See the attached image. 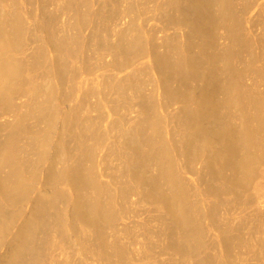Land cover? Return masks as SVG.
Listing matches in <instances>:
<instances>
[{"label": "bare ground", "instance_id": "obj_1", "mask_svg": "<svg viewBox=\"0 0 264 264\" xmlns=\"http://www.w3.org/2000/svg\"><path fill=\"white\" fill-rule=\"evenodd\" d=\"M53 1L54 0H23L24 3L22 5L20 3L21 0H12L10 3L6 0H0V114L1 116H5L6 114L12 117L14 116V121H4V119L0 121V249H2V245H6L8 242L6 236L10 234L8 233L9 225L11 226L9 230L13 228V225H11L12 223L9 222L13 220L17 221V218L15 219L17 214H20L18 217H21L20 211L17 210L22 208L20 206L22 203L23 205L24 202L28 203L27 200H29L28 198L30 197L28 195L30 193L29 191H31L34 186V181L38 179L41 173L37 171V177L35 172L31 175L29 171L30 174H27L30 169L27 168V161H24V159H22L23 157H19L21 152L25 150L24 147L20 150L18 146L19 141H21V138H27L26 140L29 139V142L27 141V146H25H30L28 151L31 150L30 148L33 150L35 146L38 147V150L41 149L37 152L39 153L38 156L34 151H29V153L32 152L31 154L34 153L35 156H37L34 171L40 168L39 165L41 163L47 161L46 158L50 154L53 155L51 163L49 161L51 167H48L50 169L46 170L47 172H45L44 175L46 180L44 179V184H41L43 185V190L44 188L48 190L49 187L55 188V185L58 186L56 183L62 185L67 184L66 186L72 185L73 187L71 188L76 190L75 192H77L78 195L75 197H78L82 206L87 205L85 208H88L90 211V216H88V212H86V216L77 215L79 217H77L79 222H81L80 225L88 230H95L99 235L101 233V236L104 235L106 233L105 231L108 229L112 230L113 236L116 238L115 241L111 238L114 241H112L113 245H110V243L106 244L107 242L104 243V241H101V238L98 245L94 247L96 251H98L97 254L93 252L95 249L89 252L92 248H89L90 250L88 251L84 248L87 244L79 242L84 248L85 253L87 250L93 257H97L95 262L98 260V264H131L130 262L133 260L130 259L132 252H129L127 246V248L124 247L125 243L123 245L118 240L117 234L119 233L117 226L120 227V225H118L119 221L117 223V215L120 216V212L125 215L126 213H123L125 211L128 213L129 210L126 208V203L131 202L130 199H133L131 198L132 196L137 197V202L139 204L148 206L149 209L152 208L153 212L157 213V217L154 215L155 213L152 214L162 227L160 228V232L162 229L160 235H163V237L165 236L167 240L164 249L173 257L171 264H214L215 260L212 255L213 253H208L209 248L205 246L204 241L205 237L208 236L206 234L207 230L209 231L208 233H210V231L214 230L213 227L219 232H217L218 237L221 235L222 238L218 239L220 240L219 245L221 251V256H219L220 259H218L220 261L222 259L223 264L231 263L234 259L233 250L235 246L236 248H243V243H246V241L244 242L243 234L238 233V230L236 231V235L238 236L236 237V235H234V228L229 222L227 225L225 223L223 224L224 226H221L222 223L221 225L217 224V219L214 217L220 214L219 212L223 204L226 205L228 203H224L225 198H227L226 200H228V198H234L235 201H237V204L236 202L235 204L238 205L239 203V206H244V203H246L242 197H246V201L248 202L250 200L251 203L252 196L255 193L254 190H256V181L261 177L260 175L263 172L262 168L264 167V96L261 99H259L261 95L256 97L258 96L256 95L257 84H254L256 87L253 85L250 87L248 86L249 84L244 83L246 81H244V74L246 72H253L255 68L253 64L246 66L242 64L246 68L239 69L238 63L241 65V60L243 58L241 54H237L238 52L234 51L232 48V45H235L234 41L237 40L234 37L237 33H235V29L238 30V23L242 22L236 16V13L239 11L236 12V7H233L235 6V0H192V2L196 4H202L206 9L203 10L204 8L199 6L202 10L199 8L194 10V5L191 8V10L197 12L195 18L198 21L201 19L203 21L205 19V24H203L204 22L201 23L205 26H196L197 31H199L198 29L200 28L202 29L201 33L203 35L201 36H196L197 33H193V27L191 28L189 26L191 30L190 34H188V32V35H184L187 36V38L185 37V43L183 41L184 38L180 40L177 32L181 29L182 25L184 26L185 16L190 14L187 11H190L188 8L191 7V4L188 6L187 10H183L184 7L182 6L183 1L185 3L189 0H162L158 3V8L155 6L153 9L155 10L157 8V12L159 13H156L159 17L158 15H153L152 21H155L156 18H154V16H157L160 18V20H157L162 24L163 28H161L165 30V32L168 33L169 31L167 30L170 29L175 32H173L174 35L172 36H167L166 34V36L162 38V43L165 44V51L163 50V53L157 52V40L155 39L158 38L155 37V34H150L151 32L153 33V31L149 32V29L148 31L145 30L147 28L145 26H148V22L150 21L146 16V11V13H143L142 17L138 19L139 23L141 21V25H138L137 18H134L128 24V27H125L126 30H124V28H120L122 32L116 30L119 34H117L118 41L116 40L118 43L116 42L117 47L113 46L111 48L112 54H110L111 50L107 45L109 39H111L110 35L114 33L112 32V34L111 31L113 30L109 28L112 26V21H118V19L115 18L117 15H114L116 12L113 14L111 8L115 9L118 4L113 0V3L111 2L112 7H110V1L112 0L94 1L96 8H92V15H90V18L87 17L88 20H91V25L93 27L91 35L93 38H89V43H94L93 45L98 47L99 52H96V54H106L111 56V59L100 63V67L97 68V71L93 69L95 73H97V76L91 77L92 74H94H91V65L85 64L86 67H90L91 69L89 73L87 71L89 68L86 70L87 73L83 71L84 68L78 71L83 79L91 77V83H96L97 86L96 88H89L88 92L83 94L82 100H80L77 105L68 107L70 110L65 112V114L61 111V106L69 104L68 99H70V92L66 91V95L64 93V86H67L70 82L71 86H67V89L76 92L77 90L75 89L78 88H74V80L79 79L76 77L78 76V72L76 70L74 71L77 67L76 63L75 68H72L73 64L70 66V63L77 60V56L74 54H85L84 52L86 51H84V46H87L88 43H78L79 47H75L76 49H74V45H72L73 42L71 41L72 38L67 32H64V30L63 32H56L54 29H51L52 20L55 15L49 14V6ZM244 1L242 0L240 5H242ZM238 5L239 3H237V6ZM128 7L131 10V5ZM146 8L148 7H145L144 10H146ZM127 10L129 9H126V14H129ZM38 11L40 14L37 15L36 12ZM121 11L122 10L119 12ZM123 14L125 17V13H122V16ZM81 17H83V15ZM193 17L189 19L191 20ZM240 17L241 15L239 18ZM122 19L123 17L121 20ZM85 22L88 23L89 21L85 19ZM159 23L157 24L160 25ZM115 24L117 25L118 22ZM241 25L243 26L242 23ZM82 26L83 24L80 26L79 30H82ZM136 26L138 27L136 28L135 35L130 36V31H135L133 27ZM186 26H188V24ZM189 27L185 28L189 31ZM158 28L159 26L156 32H158ZM221 29L224 31L226 30L225 32H227L230 38L229 42L231 46L227 49L224 47L222 48L221 43H219L221 40L219 30ZM82 31H78V37L84 34L81 33ZM182 31L184 30L182 29ZM158 35L159 33H156V36ZM191 36H196L195 38L199 39V41H193L192 39H194V37L192 38ZM80 38H82V36ZM123 43L129 45L126 47ZM193 43L196 44L199 50L195 52V54H185V52L194 53V51L190 50L193 49L192 45L195 48V44ZM79 48L81 52L78 50ZM48 50L53 53L52 58L46 57V54L49 53ZM88 51L89 50L86 52L87 54ZM141 51H146L147 54H141ZM118 55H121L123 58L119 59L120 57ZM69 57H74L73 59L76 60L70 62L69 60L71 58L69 59ZM79 57L78 55V58ZM100 57L102 58V56ZM104 58H106V56ZM136 58L143 59V61H140L137 65L135 63V66L133 64L132 67V62ZM138 65L143 66L140 68ZM259 67L261 66L259 65ZM129 68L131 69L127 73L126 71ZM183 70L187 72V75L180 76ZM110 71L113 72V75L110 74ZM122 72H126V75L123 74V77H118L117 74L120 76ZM69 73L71 77H73L71 80L69 78ZM253 74L256 75L255 71ZM261 75L262 74H260V77H262ZM68 80L70 81L68 82ZM85 82L86 81L83 83ZM93 84H90V86L95 85ZM82 86H84V84ZM148 86L151 87L148 89L149 92L147 93L146 88H148ZM78 91L80 90L78 89ZM59 93L61 97L57 99L56 96ZM89 95L96 98L93 106L90 105V107L96 111V118L91 116L90 112L88 116H82L83 108L86 104L85 101L90 98ZM120 106L125 107V112H122L123 114H119L120 109L123 110V107L120 108ZM116 107L119 108V111L118 109H114ZM81 117H85V119L81 120ZM84 121H89L92 127L85 128L87 125L84 126ZM105 121L108 124L106 123L107 126L104 128L103 124ZM79 125H81L82 128ZM102 127L104 130L101 129ZM76 129H78V131ZM75 130L77 132H75ZM114 131L117 132L115 133L118 134L116 137H119L121 139L120 141H123L122 143L116 141L118 138H115V135L112 134ZM56 136L59 142L60 140H64V136H73V139H87L90 136L94 143L91 142L95 145L91 147V143L88 147L87 144L89 143L84 139L83 141L85 142H79V145H76L77 148L73 147L75 149V155H79L82 160L78 159L79 157L77 158L76 156V165L74 166L73 164V167H70L67 164L68 160L66 162L64 160L69 157V153L71 152L68 151L71 148L65 152L68 154V157L66 156L65 158V141H63L60 146L55 147L52 140ZM2 137L4 138L1 139ZM69 137L65 139H69ZM100 138L104 139V142L101 141L102 143H100L103 144L101 146H109L107 149L105 148L106 151L108 150L107 153L121 159V169H117L118 171H116L114 168V172L110 170L113 173H111V183L108 185L109 188L108 186L106 187L104 183V186L99 185L96 173L94 172L96 165L95 160L97 159L96 154L98 152L103 153L102 150L99 151L100 146L97 145L100 141H98V139ZM112 138H115L116 142H113ZM106 139L108 141L110 140L111 143H108ZM21 144L23 145V143ZM66 145L67 144H65V146ZM72 152L74 151L72 150ZM222 154L224 158L223 156L221 158ZM104 155H106V153ZM26 158L29 159V157ZM84 161L89 162L91 166H86L85 168L84 166L86 163L84 164ZM22 162L25 163L27 167L23 164L21 165ZM56 165H61V167L56 170V168H53L54 166L56 167ZM31 166L32 165H30V167ZM64 166L66 168H64ZM33 169H31V171H33ZM227 171H229V174H227ZM82 172L86 174H82ZM188 175L192 177L195 176L194 179L197 177L198 181L196 182H199L201 186H205L204 190H201V186V188H194V186L192 188L190 184V187V185H188L190 182L187 183L186 180ZM34 189H32V191ZM56 189V194L50 193L51 195L49 197H45L48 196L46 194L40 198H38V195V199H33L34 203L32 206L30 205L31 210L28 211L27 219H25L26 221H24L22 228L19 230L20 233H18L17 237L15 236V239H12V241L8 243L9 248L7 254L11 253L12 255L8 257L9 259H7V261L5 260L6 262H4V264H28L29 261H27V258H29V256L31 260L34 259V262L32 260L33 264H41V262L38 261L39 259H37L38 255L34 256V253H31L32 249L35 248L34 246L37 245L36 243L40 241V238L38 240L36 239L38 238L36 230L39 229L40 234H43L44 237L46 234L43 232H47L49 229H46V227L50 225L56 228L57 231L59 229V232L55 230L58 234L60 232L62 233L61 228L64 229V204L62 207L57 205L58 202H64V192L62 191L63 195L58 193L63 187L59 186ZM109 189L115 190V194H108ZM92 191L96 193V199L93 196L94 194L92 195ZM204 198H207V202H204ZM78 199L77 201H79ZM116 201L120 202V205L117 202L119 208L117 207ZM29 202L31 201L29 200ZM138 203L136 205H138ZM204 203H207V206L205 204V208H203ZM231 206L228 204L227 207ZM51 208L56 210L55 223H57L59 227L53 225L52 222V224L49 223L54 213L53 212L52 215L50 214L52 210L49 209ZM144 208L145 207H143L142 210ZM237 208L239 209V207ZM230 209H232V207ZM256 214L257 213H255V215ZM248 215L250 216V214ZM151 218H153V216ZM119 219L120 217L118 220ZM153 220L152 222H154ZM204 220L210 221L208 224L212 225V229H209L210 227L206 228L207 225H204ZM52 221H54V219ZM147 223L145 222L143 225ZM262 223L259 225H262ZM125 227L123 225L124 231L127 232L128 229ZM238 228L241 230L240 227L236 229ZM263 229L262 232L264 231ZM143 230H145L144 227ZM258 230L252 229V233L254 234L255 231ZM119 231L121 230L119 229ZM145 231L143 232L146 234L149 232H147V230ZM98 234H95V236ZM105 235H107V233ZM8 236L10 237V235ZM62 236L64 237L65 235H61L60 238H62ZM259 236L261 235L257 237L259 238ZM107 237L105 238L106 240L108 239ZM157 237L158 236H156L155 239H157ZM95 239H98V237ZM257 239L256 241H258ZM35 240H37V242ZM42 241L44 242V239ZM42 241L40 242L42 243ZM158 242L159 240H157L156 243ZM259 243L260 247L261 245L264 246V238L263 242L259 241ZM210 244L209 247L211 246ZM246 245L250 248L251 244ZM151 246L155 245L153 244ZM212 246L211 251L213 250ZM187 247L189 248L187 249ZM257 247L258 246H256V248ZM256 248H253L255 257L262 256V252L258 255L259 252H257V250L259 249L255 251ZM243 249H245V245ZM155 251L157 250L155 249ZM150 252H152L150 249L147 250L145 255L147 253L149 255ZM162 252L165 253L164 250H162ZM251 252L248 251V254ZM255 252H257V255ZM241 253L242 252H240V255H242ZM35 254H37V252H35ZM169 255L167 254L168 257ZM237 256H239V254ZM216 258L215 256V259ZM250 260H253V258L249 259V262ZM235 261L237 262V260ZM241 261L243 260L241 259ZM258 261L262 262V260L259 259ZM246 262L248 261L244 263Z\"/></svg>", "mask_w": 264, "mask_h": 264}, {"label": "rangeland", "instance_id": "obj_2", "mask_svg": "<svg viewBox=\"0 0 264 264\" xmlns=\"http://www.w3.org/2000/svg\"><path fill=\"white\" fill-rule=\"evenodd\" d=\"M7 2H9L10 3V1H12V0H6ZM94 1H96V0H54L51 4H50V6H49V14H52V15H55V17H54V19L52 20V26H51V29H54L56 32H63V30H64V32H67L70 36H71V41L73 42L72 43V45H74V49H76L75 47H79L78 46V43L80 44L81 42H82V44L85 42V44H86V42L88 43V45L86 46H84V51H86L87 52V50H89L88 51V54L86 53V52H84L85 54H74L75 56H77L76 57V59H73L74 57H69V61L70 62H72V61H74V60H76V61H74V62H72V63H70V66L73 64V67L72 68H75L76 67V65H77V67L74 69V71L76 70L77 72L78 71H81V68H84V70L83 71H85L86 73H87V71H88V73L89 72H91V69H90V67L92 68V72H91V74L92 73H94V74H92V76L91 77H94L95 75L97 76V73H95V71L94 70H96L97 71V68H99L100 67V63H103L104 61L106 62V61H109L110 59H111V56H108V55H106V54H96V52H99V50H98V47L96 46V45H93L94 43H89V38L91 37V35H92V30H93V27H92V25H91V20L89 19H87V17L88 18H90V15H92V12H93V9H95L96 8V5H94ZM104 1V0H103ZM122 1V2H121ZM127 1V2H126ZM114 0V2H116V4H118V6H116V8L114 9V8H111V11H113V14L114 15H117V17L115 16V18L116 19H118V21L117 20H113L112 21V26L116 23V22H118V24L115 26H110V30H113V31H111V33L113 34V35H110V38L111 39H109V43H108V45H107V47L109 46V49L111 50V48L114 46V47H117V41H118V37H117V34H118V31L120 30V28H124V30H126L125 29V27L127 26L128 27V24L131 22V20H133L134 18L136 19L137 18V22H138V25H141V21H140V23H139V20L138 19H140L141 17H142V14L144 13H146V11H147V13H146V16L150 19V21L148 22V26H145V27H147L145 30L146 31H148V29H149V32L150 31H153V33L151 32L150 34H155V37L156 38H158V39H155V40H157V52H161V53H163L164 51H165V47H164V45L165 44H163L162 43V38H164V36H166V34H167V36L169 35V36H172V35H174V31H172L171 29L170 30H167V31H169L168 33L167 32H165V30H163L162 28H163V26H162V24H160L159 23V21L158 20H160V18H158L159 17V15L157 14V13H159V12H157V8H158V3H160L162 0ZM134 3H133V2ZM183 1V0H182ZM241 1L242 0H240V1H236L235 0V6H233V7H236L235 9L237 10L236 12H238V13H236L237 15V17H238V19H240L242 22V24H243V26L241 25V23L239 22L238 23V30L237 29H235L236 31H235V39H237L236 41H234L235 43V45H232V48H233V50L234 51H236V52H238L237 54H241V57L243 58H241L242 60V63H241V61H240V63H241V65H239V63H238V66H239V69L241 68H246L245 66L246 65H251V64H253V66H254V68H255V73H256V75L255 74H253V72H251V73H248V72H246L244 75H245V77H244V83L245 84H249L248 86H250V87H252V85L253 86H255L256 84H257V89H256V95H258V96H256V97H259V95H261L260 97H259V99H261L264 95V77H263V75H264V40H263V38H264V0H243L244 2L242 3V5H244V6H242V5H240L241 4ZM113 3V0L112 1H110V5ZM149 2V3H148ZM151 2H152V4H151ZM247 2H248V4H247ZM22 5H23V0H21V2H20ZM156 3H157V5H156ZM237 3H239V5L237 6ZM246 3V4H245ZM67 4V5H66ZM191 4V5H190ZM196 3H194V2H192V0H189L188 2H185L184 3V1H183V7H184V9L183 10H187V8H188V6L190 5L191 7H189L188 8V10H190V11H187L188 13H190V14H194V15H190V14H187L186 16H185V24H184V26L182 25L181 26V31L180 30H178V32H180V33H178L177 32V35L180 37V40H182L183 38H184V43H185V37L187 38V36H184L185 34L186 35H188V34H190V27L192 28L193 27V33L195 34V33H197V35L196 36H201V35H203L201 32H202V29L200 28V27H198V28H200V29H198L199 31H197V25H201V26H205V25H203V24H205V19L202 21V19L201 20H199V21H201V22H199L196 18H195V15L197 14V12H195L194 10H197L198 8H199V6H201V8H204V6L201 4H196ZM66 5V6H65ZM70 5V6H69ZM75 5V6H74ZM94 5V6H93ZM129 5H131V10H130V8L128 7ZM145 7H148V8H146V10H144V6ZM193 5L195 6V9L194 10H191V8L193 7ZM198 5V6H197ZM234 5V4H233ZM69 6V7H68ZM133 6V7H132ZM152 6V7H151ZM155 6L157 7L155 10H153L154 8H155ZM187 6V7H186ZM65 7H67V8H65ZM74 7H76V8H74ZM110 7H112V5L110 6ZM118 7V8H117ZM141 7H142V9H141ZM144 7V8H143ZM151 7V8H150ZM197 7V8H196ZM238 7H240V8H238ZM69 8V9H68ZM78 8V9H77ZM93 8V9H92ZM135 8V9H134ZM201 8H199V9H201ZM67 9V10H66ZM70 9H75V10H70ZM112 9H114V10H112ZM122 10L121 12H119L120 10ZM126 9H129V10H127L128 12H129V14H126ZM148 9V10H147ZM238 9H240V10H238ZM70 10V11H69ZM78 10V11H77ZM110 10V9H109ZM115 10H117V11H115ZM134 10V11H133ZM145 12H144V11ZM202 10V9H201ZM203 10H206L205 8L203 9ZM244 10V11H243ZM64 11H65V13H64ZM92 11V12H91ZM153 11H154V13H153ZM77 12H79V13H77ZM119 12V13H118ZM127 12V13H128ZM157 12V13H156ZM186 12V13H187ZM193 12V13H192ZM241 12V13H240ZM75 13V14H74ZM90 13V14H89ZM122 13H125V17H124V14H123V16H122ZM150 13V14H149ZM152 13V14H151ZM239 13H240V15H241V17L239 18ZM242 13H243V15H242ZM36 14L38 15V14H40V12L38 11V12H36ZM77 14V15H76ZM88 14H89V16H88ZM121 14V15H120ZM244 14H245V17H244ZM79 15V16H78ZM83 15V17H81ZM127 15H128V17H127ZM153 15H158V17L156 16H154V18H156V20L155 21H152V17H153ZM131 16V17H130ZM133 16V17H132ZM194 16V17H193ZM79 17V18H78ZM84 17H85V19H86V21H89L88 23L87 22H85V19H84ZM123 17V19L121 20V18ZM190 17H193V18H191V20L189 19ZM52 18H53V16H52ZM78 20H77V19ZM81 18V19H80ZM92 18V17H91ZM129 18H131V19H129ZM187 18V19H186ZM195 18V19H194ZM119 19H120V21H119ZM158 19V20H157ZM189 19V20H188ZM195 20V21H193V20ZM130 20V21H129ZM188 20V21H187ZM77 21H79V22H77ZM158 21V22H157ZM186 21H187V23H186ZM196 21H197V23H196ZM115 22V23H114ZM189 22V23H188ZM196 24H195V23ZM199 22V23H198ZM204 22V23H203ZM79 23H81V24H79ZM157 23H159L160 25H158ZM201 23H203V24H201ZM83 24V26L81 27V29L83 30H79L80 29V26ZM188 24V26H186ZM241 26H240V25ZM77 25V26H76ZM79 25V26H78ZM85 25H87V26H85ZM119 25H120V27H119ZM122 26V27H121ZM154 26H155V29H154ZM159 26V30H157L158 32H156V29H157V27ZM190 26V27H189ZM196 27V29H195V27ZM83 27H85V28H83ZM86 27H89V28H86ZM126 27V28H127ZM138 26H136V27H133L134 29H135V31L134 30H132L133 32H131L130 31V36H134L135 35V33H136V28H137ZM144 27V28H145ZM162 27V28H161ZM187 27H189L188 29H189V31L186 29ZM244 27V28H243ZM116 28V29H115ZM89 29H91V30H89ZM115 29V30H114ZM122 29L120 30L121 32H122ZM152 29V30H151ZM154 29V30H153ZM182 29L184 30V31H182ZM241 29V30H240ZM116 30H118V31H116ZM164 32H163V31ZM186 30V31H185ZM197 32H196V31ZM78 31H82L81 33H84V34H81V36H82V38H80V37H78L79 35H78ZM160 31V32H159ZM220 31H221V33H220ZM226 31V30H225ZM223 29H221V30H219V36H220V41H219V43H221V47L223 48H225V49H227L228 47H230L231 45H230V42H229V40H230V38L228 37V35H227V32H225ZM158 34L159 33V37L158 36H156V33ZM174 32V33H173ZM184 32V33H183ZM186 32V33H185ZM189 32V33H188ZM199 32H200V34H199ZM239 32V33H238ZM90 33V34H89ZM120 33V32H119ZM183 33V34H182ZM188 33V34H187ZM105 34V33H104ZM115 34H116V36H115ZM132 34V35H131ZM199 34V35H198ZM64 35H65V33H64ZM119 35V34H118ZM226 35H227V37H226ZM88 37V40H87V37ZM184 36V37H183ZM196 36H193L194 37V39H192L193 41L195 40V42H198L199 41V39H197V38H195ZM86 38V40H85V38ZM189 37V36H188ZM263 37V38H262ZM91 38H93V37H91ZM129 38V37H128ZM232 38V37H231ZM260 38V39H259ZM82 39V40H81ZM161 39V40H160ZM190 39V38H189ZM197 39V40H196ZM225 39V40H224ZM226 39H228V40H226ZM79 41V42H77V41ZM85 40V41H84ZM117 40V41H116ZM146 40V39H145ZM262 40V41H261ZM77 42V45H76V42ZM113 41V42H112ZM182 41V42H183ZM186 41H187V39H186ZM117 42V43H116ZM161 42V43H160ZM224 42V43H223ZM236 42H237V44H236ZM112 44V46H111V44ZM159 43V44H158ZM242 43V44H241ZM91 44V45H90ZM193 44H195V43H193ZM225 44V45H224ZM247 44V45H246ZM116 45V46H115ZM123 45H125L126 47L129 45V44H124L123 43ZM226 45H227V47H226ZM111 46V47H110ZM133 46H134V44H133ZM163 46V47H162ZM73 47V46H72ZM87 47H89V48H87ZM91 47V48H90ZM95 47V48H94ZM162 47V48H161ZM192 47H193V49H190V50H192V51H194V53H187V52H185V54H195V52H197L199 49H198V47H196V44H195V48H194V46L192 45ZM241 47V48H240ZM95 50H94V49ZM91 49V50H90ZM97 49V50H96ZM135 49V48H134ZM167 49V48H166ZM80 52H81V50H80V48L78 49ZM92 50H94V51H92ZM109 50V51H110ZM159 50H161V51H159ZM164 50V51H163ZM241 50V51H240ZM245 50V51H244ZM135 51H136V49H135ZM48 52L49 53H47L46 55V57H50V58H52L53 57V53L50 51V50H48ZM142 52V51H141ZM148 52V51H147ZM110 53V52H109ZM108 53V54H109ZM93 54V55H92ZM110 54H112V50H111V53ZM135 54H136V52H135ZM141 54H147L146 53V51L145 52H142ZM243 54V55H242ZM251 54V55H250ZM73 55V56H74ZM78 55L80 56L79 58H78ZM261 55H263V56H261ZM82 56V57H81ZM86 56V57H85ZM100 56H102V58L100 57ZM106 56V58H104ZM119 56V55H118ZM244 56V57H243ZM98 58V59H96V58ZM120 58L119 59H121V58H123V57H121V55L119 56ZM142 57H144V56H142ZM145 57H148V56H145ZM82 58H83V60H82ZM84 58H86V59H84ZM88 58H89V60H88ZM249 58H251V59H249ZM94 59V60H93ZM95 59H96V61H95ZM106 59V60H105ZM115 59H118V58H115ZM249 59V60H248ZM88 60V61H87ZM138 61V62H136V61ZM133 62H132V67H133V64H134V66H135V63H136V65L137 64H139L140 63V61L142 62L143 61V59H138V58H136ZM245 60V61H244ZM250 60H252V61H250ZM260 60V61H259ZM84 61V62H83ZM88 63H90V64H88ZM244 61V62H243ZM255 61V62H254ZM79 62V63H78ZM86 62V63H85ZM94 62V63H93ZM248 62V63H247ZM257 62H258V64H257ZM75 63H76V65H75ZM83 63V64H82ZM96 63H97V65H96ZM85 64L86 65H91L90 67H86L85 66ZM93 64V65H92ZM95 64V65H94ZM99 64V65H98ZM242 64H244V65H242ZM83 65H84V67H83ZM259 65L261 66V67H259ZM81 66V67H80ZM143 65H138V67H142ZM242 66V67H241ZM95 67V68H94ZM257 67V68H256ZM87 68H89L88 70H87ZM79 69V70H78ZM94 69V70H93ZM130 69L131 68H129V69H127V73L130 71ZM87 70V71H86ZM258 70V71H257ZM262 70H263V72H262ZM257 71V72H256ZM260 71V72H259ZM71 72V71H70ZM126 72H122L121 74H120V76H119V74H117L118 75V77H123V74H125ZM186 71H182V73H181V75L180 76H185V75H187V72L185 73ZM109 73V72H108ZM107 73V74H108ZM110 74H112L113 75V72H111L110 71ZM260 74H262L261 76L262 77H260ZM78 76H76L77 78H79V79H75L74 81V88H78L80 91H78V89H75V90H77L76 92H72V91H70V90H68L67 89V86H71V83L69 82L70 80H71V78H73V77H71V74L69 73V78H70V80H68V84H67V86H64V93L67 95V92L66 91H69L70 93H69V96H70V99H68V102H69V104L68 105H65L64 104V106L62 105L61 106V111L65 114V112H67L68 110H70V109H68V107H70V106H74V105H77L79 102H80V100H82V96H83V94H85V93H87L88 92V90H89V88H96V83H91V77H88V78H85V79H83L82 78V75L81 74H79V72H78V74H77ZM81 77H80V76ZM126 75V74H125ZM189 75V74H188ZM259 75V76H258ZM75 77V78H76ZM82 78V79H81ZM248 78V79H247ZM260 78V79H259ZM87 79V80H86ZM89 79V80H88ZM93 79V78H92ZM258 79V80H257ZM82 80H84V81H86L85 83H83L84 81H82ZM248 80V81H247ZM259 82V84H258V82ZM82 81V82H81ZM250 81V82H249ZM87 82H89V83H87ZM253 82V83H252ZM262 82V83H261ZM81 83V84H80ZM84 84V86H82L83 84ZM87 83V84H86ZM261 83V84H260ZM86 84V85H85ZM90 84H93L94 86H90ZM255 84V85H254ZM89 85V86H88ZM80 86H82V87H80ZM151 87V86H150ZM150 87L148 86V88H146L147 90H146V92L148 93L149 92V90L148 89H150ZM73 88V89H74ZM88 88V89H87ZM82 90V91H81ZM258 91V92H257ZM74 93H76V94H74ZM258 93V94H257ZM261 93V94H260ZM263 93V94H262ZM61 97V94L59 93L57 96H56V98L57 99H59ZM89 99L87 100L88 101V103H87V101H85V107L83 108V112H82V116H88L89 115V112L91 113V116H93L94 118H96L97 117V115H96V111H94L91 107H90V105H92L93 106V103L96 101V98L95 97H92V96H90L89 95ZM72 99V100H71ZM90 101V102H89ZM88 104V105H87ZM113 107H115V106H113ZM123 106H120V108H122ZM124 108L125 107H123V110H121L120 109V111H119V108L118 107H116V108H114V109H118V111H119V114H123L122 112H125V110H124ZM127 108V107H126ZM92 111V112H91ZM106 113V112H105ZM107 114V113H106ZM14 115V114H13ZM134 115V114H133ZM0 116H1V114H0ZM11 115H2L1 117H0V121H3V119H4V121H14V116L12 117H10ZM7 118V119H6ZM13 118V119H12ZM85 119V117H81V120H84ZM107 119V118H106ZM107 121V120H106ZM104 122V124H103V127L105 128L107 125H106V123L107 122ZM108 122H109V120H108ZM33 123V122H32ZM84 123V126H86L85 128H90V127H92V125L90 124V122L89 121H84L83 122ZM108 124V123H107ZM80 127H81V125H79ZM103 127L101 128L102 130H104L103 129ZM82 128V127H81ZM77 131H78V129H76ZM75 130V132H77ZM75 132H74V134H75ZM103 133V132H102ZM115 133H117L116 131H114V132H112V134L113 135H115V138H118V140H116L115 138L112 140L113 142H123V141H120L121 139L119 138V137H116L118 134H115ZM107 134V133H106ZM105 134V135H106ZM112 135V136H113ZM107 136V135H106ZM66 137H69V136H64V140L63 141H65L64 142V153L65 152H67L68 150H69V148H71L68 152H71V153H69V157H68V154L67 153H65L64 155V157L66 158V156L68 157V158H66V160H64L65 162L68 160V165L70 166V167H73V164H74V166L76 165V159L79 157V155L77 156V155H75V147H76V145L78 146L79 145V142H81V141H83L84 139H85V141L87 142V143H89V144H87L88 145V147H89V145L93 142L92 140H91V137L89 136L87 139L86 138H84V139H73V136L72 137H69V139L67 138V139H65ZM103 137V136H102ZM4 137H2L1 139H3ZM27 138H21L20 140L21 141H19V147H20V150H21V148L23 149V147L25 148V150H24V152H21V155L19 156V157H23L22 159H24V161H27L26 162V164H28L27 166L25 165V163H21V165L23 164L24 166H26L27 168H30L29 170H28V172H27V174L29 173V171H30V173H31V175L35 172L36 173V177H37V171L38 172H41L40 173V175L38 176V179H36V181H34V186L32 187V189H34L33 191H32V189H31V191H29L30 193L28 194L29 196V198L28 197H26V198H28L31 202H29V200H27L28 201V203L27 202H24V205H23V203L20 205L22 208H20V209H22V210H17V211H20L19 213H21V217L19 216L18 217V215H20V214H17L16 216H15V219L17 220V221H15V220H13L14 221V224H13V221L12 222H9V223H12L11 225H13V230L12 229H10L9 230V228L11 227L9 224V227H8V233H10V234H7V236L8 235H10V237L8 236H6V238H8L7 240H8V242H7V244L5 245H2V249H0V264H4V262H6L7 261V259H9L8 257H11V253H8L7 254V251H8V248H9V246H8V243L10 242V241H12V239H15V236L17 237L18 236V233H20L19 232V230L22 228V225H23V223H24V221H26L25 219H27V214H28V211L29 210H31V208H30V205L32 206L33 205V199H35L36 200V198H37V196H38V198H40L41 196H45L46 194L48 195V196H45V197H49L52 193H55L56 194V191L55 190H57L56 188L57 187H63V189L61 190H59L58 191V193L60 194H62L63 195V192H64V202L62 203V202H58L57 203V205H59L60 207H62V205H63V207H64V212H65V214H64V229L63 228H61V231H62V233L65 235L64 237L62 236V238H60L61 237V235H63L61 232V235H60V233L58 234L57 232H59V229H58V231H57V229L56 228H53L51 225L49 226V227H46V229H49V230H47V232H43L44 234H46V235H44V237H43V234H40V232H39V229L38 230H36V232L38 233L37 234V236H38V238H36L37 240L40 238V241H42L43 239H44V242L42 241V243L40 242V241H38L37 242V240H35L37 243V245H33L35 248H36V250H35V248L34 249H32V251H31V253H34V256H37V259H39L38 261L39 262H41V264H98L99 263V261L97 260V262H95L96 261V259H97V257L95 258V257H93L92 255H91V253L89 254V252H92L94 249V251L93 252H95L96 254H97V252L98 251H96V248H94L95 246H97L98 245V243L100 242V240H101V238H102V240L101 241H104V243H106V244H109L110 243V245H113V242L115 241V239L116 238H114V236H113V232H112V230H107V231H105L106 233H107V235H108V237H107V235H102L101 236V233H100V235L95 231V230H92V229H90V230H88L87 228H84V227H82L80 224H81V222H79V214H80V216H83V215H87L86 214V212H88V216H90V211H89V209L88 208H85L86 206L84 205V206H82L81 204V201L78 199V197H75V196H78L77 195V192H75L76 190H73V188H71V187H73L72 185H69V186H66V185H62V184H59V183H56L58 186H56L55 185V188H50L49 187V189L47 190V189H45L44 188V190H43V185H41V184H44V181L46 180V177L44 176L45 175V172H47L46 170H49L50 168H48V167H51V161L53 160L52 158H53V155L52 154H50L46 159H47V161H45L44 163H41L40 165H39V167L40 168H38V170H36V171H34L35 170V168L34 167H36L35 166V160H37L36 159V157L38 156V154L39 153H37L38 151H40V150H38L37 148V146H35V148H33V150H32V148H30L32 151H34V153L36 154L37 153V156H35V154L33 153V154H31L32 152H30L29 153V151H31V150H29L28 151V148L30 147H26L27 146V141L29 142V139L28 140H26ZM55 139V140H54ZM54 142H53V140H52V143H53V145L55 146V147H58V146H60V144L63 142L62 140H60V142H59V140L57 139V136L56 137H54ZM102 139V140H101ZM26 142H25V141ZM78 142H77V141ZM100 140V141H99ZM107 140V139H106ZM116 140V141H115ZM85 141H83V142H85ZM92 141V142H91ZM98 141H99V143L97 144L98 146H100V150L99 151H103V153H100V152H98L96 155V160H95V163H96V165H95V170H94V172L96 173V176H97V180H98V182H99V185H103V183H104V185L107 187L110 183H111V179H110V177H111V173H113L114 172V170L116 169V171H118L119 169H121V159L120 158H118V160H117V158H116V156H114V155H112V154H109V153H107L108 152V150L106 151V149L109 147H106L105 145V147L104 146H101V145H103V144H100V143H102L101 141H103L104 142V139L103 138H100V139H98ZM108 141V140H107ZM21 143H23V145L21 144ZM25 143V144H24ZM69 143V144H68ZM94 143V142H93ZM91 144L90 146L91 147H93L95 144ZM108 143H111V141L109 140L108 141ZM65 144H67L66 146H65ZM72 144H73V146H72ZM26 145V146H25ZM93 145V146H92ZM22 146V147H21ZM97 146V147H98ZM66 147H67V150H66ZM74 147V148H73ZM102 147V148H101ZM77 148V147H76ZM106 148V149H105ZM35 149H37V150H35ZM66 150V151H65ZM72 150L74 151V152H72ZM26 151V152H25ZM73 153V154H72ZM81 153V152H80ZM79 153V154H80ZM106 153V155H104ZM25 154V155H24ZM26 154H28V155H26ZM31 154V155H30ZM84 154V153H83ZM75 155V156H74ZM52 156V157H51ZM76 156H77V158H76ZM222 156H223V158H224V155L222 154L221 155V158H222ZM26 157H29V159L28 158H26ZM50 158H51V160H50ZM64 158V159H65ZM21 159V158H20ZM25 159H27V160H25ZM31 159H32V161H31ZM49 159V160H48ZM74 159H75V162H74ZM78 159H81L80 157L78 158ZM83 159H84V157H83ZM29 160V161H28ZM73 160V161H72ZM82 160V159H81ZM49 161H50V163H49ZM73 163H72V162ZM34 162V163H33ZM65 162H64V165H65ZM111 162V163H110ZM70 163V164H69ZM77 163H79V162H77ZM86 163V164H85ZM66 164V165H67ZM84 164H85V168H86V166L87 167H90L91 165L89 164V162H85L84 161ZM30 165H32L31 167H30ZM98 165V166H97ZM107 165V166H106ZM116 165H118V166H116ZM42 166H44V167H42ZM116 166V167H115ZM264 166V165H263ZM262 166V167H263ZM59 167H61V165H56V167L54 166L53 168H56V170H57V168H59ZM97 167V168H96ZM112 167V168H111ZM34 168V169H33ZM42 168V169H41ZM64 168H66L65 166H64ZM115 168V169H114ZM31 169H33V171H31ZM40 169V170H39ZM118 169V170H117ZM113 170V172H111V171ZM109 171V172H108ZM262 171L264 172V167L262 168ZM261 173V177L258 179V181H256V190H254V195L252 196V200H251V203H250V200L247 202L246 201V197H242V199L243 200H245L244 202H246V203H244L243 201H241V202H243L244 203V206L243 205H240L239 206V203H238V205H236L237 204V201H235V199L234 198H228V200H226L227 198H225L224 199V203H227L226 205L225 204H223V208L221 207V209H220V214L219 215H216L214 218L215 219H217L216 221H217V224H219V225H221V223H222V225L221 226H224L223 224H225L226 223V225L228 224V222H229V224L234 228V231H235V233H234V235H236V233L238 232V233H242L241 235L243 236V238H244V242L246 241V243H243L244 245H245V249H243L244 248V245H243V248H236V246H235V251L233 250V262L231 261V263H229V264H241V262H242V264H255V262H256V264L258 263V264H262L263 262H264V255H263V250H264V246L263 245H261V247H260V243H259V241L260 242H263V238H264V231L262 232V229L264 228L263 226V224H264V201H263V199H264V173ZM29 173V174H30ZM39 174V173H38ZM65 174V173H64ZM82 174H86L85 172H82ZM227 174H229V171H227ZM47 175V174H46ZM108 175H110V176H108ZM74 177V176H73ZM76 177V176H75ZM188 178H186V180H187V183L188 182H190V183H188V185H192V188H193V186H194V188L195 187H198V188H201V190H204V188H205V186H201L200 185V183H199V185H198V183L196 182V181H198L197 180V177L194 179V177H192L191 175H188L187 176ZM101 178V179H100ZM45 179V180H44ZM77 181V180H76ZM108 181V182H107ZM35 182H36V184H35ZM41 182V183H40ZM106 182V183H105ZM193 182V183H192ZM195 182V183H194ZM220 183H222V182H220ZM65 184V183H64ZM195 184H196V186H195ZM224 184V183H223ZM103 185V186H104ZM191 185H190V187H191ZM42 186V187H41ZM201 186V187H200ZM67 189H66V188ZM69 188H71V189H69ZM108 188H109V186H108ZM53 189H54V192H53ZM65 189V190H64ZM68 190V191H67ZM263 190V191H262ZM36 191V192H35ZM61 191V192H60ZM63 191V192H62ZM32 192V193H31ZM109 193L108 194H112V195H114L115 194V190H110L109 189V191H108ZM203 192V191H202ZM51 193V194H50ZM79 193V192H78ZM92 193V195L94 196V198L95 197H97V196H95L96 195V193L94 192V191H92L91 192ZM260 193H261V195H260ZM110 194V195H111ZM259 195V198H258V195ZM263 194V195H262ZM68 195V196H67ZM70 195V196H69ZM257 195V196H256ZM67 197V198H66ZM75 197V198H74ZM257 197V198H256ZM32 198V199H31ZM37 198V199H38ZM99 198V197H98ZM97 198V199H98ZM131 198H133V199H130L131 200V202L130 203H126L127 205V207L126 208H128L127 210H129L128 211V213H127V211H125V212H123V213H126L125 215L124 214H122V212H120L119 214H120V216L119 215H117V223H118V221H119V223H118V225H120V227L119 226H117L121 231H119V229L117 228V230H118V233L119 234H117L118 235V240L120 241V243L121 244H123L124 245V243H125V245H124V247H128V249H129V252H132V255L130 256V259H133L130 263L132 264H171V261H172V256L171 255H169V253H167L166 251H165V249H164V247L166 246V244L165 243H167V240L165 239V236L163 237V235H160V233L162 232V229H161V232H160V228H162L159 224L160 223H158L159 221L156 219V217H157V213H155V212H153V209L152 208H148V206H142L141 204H139L138 202H137V197H135V196H132ZM46 199V198H45ZM77 199L79 200V201H77ZM96 199V198H95ZM241 199V200H242ZM255 199V200H254ZM261 199V200H260ZM69 200V201H68ZM204 202H207V198H204ZM232 200V201H231ZM234 200V201H233ZM256 200H258V201H256ZM260 200V201H259ZM226 201V202H225ZM263 201V202H262ZM67 202V203H66ZM117 202L118 201H116V204H117ZM138 203V205H136L137 203ZM234 202V203H233ZM235 202H236V204H235ZM253 202H255V203H253ZM260 202H262V203H260ZM115 204V205H116ZM118 204L120 205V202H118ZM118 204H117V207L119 208V206H118ZM205 204H206V206H207V203H204V207L203 208H205ZM228 204H229V206H231V205H233V206H231L232 207V209H230L231 207H227L228 206ZM254 206H253V205ZM260 205V206H259ZM19 206V207H20ZM66 206V207H65ZM125 206V205H124ZM141 206V207H140ZM77 207V208H76ZM137 207V208H136ZM141 208V210H140V208ZM143 207H147L146 209L144 208L143 210H142V208ZM237 207H239V209L237 208ZM236 208V209H235ZM251 208V209H250ZM259 208V209H258ZM263 208V209H262ZM11 209H14V208H11ZM68 209V210H67ZM88 211H87V210ZM147 209H148V211H147ZM49 210H52L51 211V215H52V213H53V217L51 216V218L52 219H50V222L49 223H53V225H56V226H58L57 225V223H55V217H56V213H55V209H49ZM75 210H77V211H75ZM146 210V211H145ZM232 210V211H231ZM239 212H238V211ZM243 210V211H242ZM248 210V211H247ZM253 210V211H252ZM258 210V211H257ZM74 211H75V213H74ZM80 211V212H79ZM152 211V212H151ZM234 211V212H233ZM245 211V212H244ZM251 211V212H250ZM261 211V212H260ZM151 212V213H150ZM223 212V213H222ZM245 214H244V213ZM257 213L256 215H255V213ZM260 214H259V213ZM156 216H154L153 214ZM229 213V214H228ZM236 213V214H235ZM250 214V216L248 215V214ZM82 214V215H81ZM222 214V215H221ZM227 214V215H226ZM252 214V215H251ZM262 214V215H261ZM55 215V216H54ZM67 215V216H66ZM72 215H74V216H72ZM78 215V216H77ZM148 215V216H147ZM153 216V218H151L152 216ZM225 215H226V217H225ZM69 216V217H68ZM237 216V217H236ZM253 216V217H252ZM25 217V218H24ZM66 217H68V218H66ZM73 217V218H72ZM78 217V218H77ZM120 217V219L118 220V218ZM241 217H242V219H241ZM245 219H244V218ZM260 217H261V219H260ZM199 218V217H198ZM255 218V219H254ZM54 219V221H52ZM154 219V220H153ZM201 219H202V216H201ZM236 219H238V220H236ZM260 219V220H259ZM152 220L154 221V222H152ZM235 220V221H234ZM243 220V221H242ZM246 220V221H245ZM218 221H219V223H218ZM239 221V222H238ZM259 223H258V222ZM73 222V223H72ZM147 223V224H145V225H143V223ZM155 222H157V223H155ZM210 221L209 220H204V225L206 226L207 225V227L206 228H209V229H212L211 227H212V225H210V224H208ZM240 222H242V223H240ZM244 222V223H243ZM248 222V223H247ZM263 222V223H262ZM48 223V224H49ZM51 223V224H52ZM67 223V224H66ZM68 223H69V225H68ZM79 223V224H78ZM117 223H116V225H117ZM238 225H237V224ZM258 223V224H257ZM262 223V225H259V224H261ZM48 224H47V226H48ZM74 224V225H73ZM152 224V225H151ZM247 224V225H246ZM15 225V226H14ZM72 225V226H71ZM77 225V226H76ZM123 225H124V227L125 226H127V225H129V226H127V227H125V228H127L128 229V231L127 232H125L124 231V229H123ZM245 225V226H244ZM250 225V226H249ZM254 227H253V226ZM21 226V227H20ZM147 226H148V228H147ZM151 226H153V227H151ZM247 226V227H246ZM262 226V227H261ZM59 227V226H58ZM74 227H75V229H74ZM141 227V228H140ZM143 227H144V229L145 230H147V232L149 233H145L146 231L145 230H143ZM237 227H240V229L241 230H239V228L238 229H236ZM256 227H258V228H256ZM262 229H261V228ZM52 228H53V230H52ZM71 228V229H70ZM78 228V229H77ZM80 228V229H79ZM150 228H152V229H150ZM159 228V229H158ZM142 229V230H141ZM149 229V230H148ZM213 231H210V233H208L209 231L207 230V235L208 236H206L205 237V239H204V241H205V246H207V248H209V254H212L211 256L214 258V264L216 263V264H218V263H222L223 264V261H222V259H221V261L219 260L220 259V257L219 256H221V251H220V245H219V242H220V240H218L219 238L220 239H222L221 238V235H220V237H218V231L213 227ZM244 229V230H243ZM249 229H250V231H249ZM252 229H259L260 230V232H259V230L258 231H255V233L253 234L252 233ZM57 232H56V231ZM75 230V231H74ZM79 232H78V231ZM91 230H92V232H91ZM151 230H153V231H151ZM216 230V231H215ZM238 230V231H237ZM264 230V229H263ZM40 231H42V230H40ZM55 231V232H54ZM88 231V232H87ZM143 231H145V232H143ZM237 231V232H236ZM243 231V232H242ZM245 231V232H244ZM49 232V233H48ZM72 232V233H71ZM83 232V233H82ZM112 232V233H111ZM151 232H153V233H151ZM218 232V233H217ZM75 233V234H74ZM92 233V234H91ZM144 233H145V235H144ZM151 233V234H150ZM157 233V234H156ZM252 233V234H251ZM257 233H258V235H261V236H259V238L257 237L258 235H257ZM261 233V234H260ZM49 234V235H48ZM84 234V235H83ZM95 234H98V235H96L95 236ZM213 234V235H212ZM247 234V235H246ZM250 234V235H249ZM48 235V236H47ZM58 235H60V236H58ZM76 235V236H75ZM87 235V236H86ZM90 237H89V236ZM121 237H120V236ZM150 235V236H149ZM153 235V236H152ZM155 235V236H154ZM233 235V236H234ZM252 235V236H251ZM254 235V236H253ZM256 235V236H255ZM42 236V237H41ZM46 236V237H45ZM156 236H158L157 237V239H155V237ZM210 236V237H209ZM238 235H236V237H237ZM246 236V237H245ZM90 239H89V238ZM98 237V239H99V241H98V239H95V238H97ZM108 238L107 240L105 239V238ZM144 237H145V239H144ZM161 237V238H160ZM216 237V238H215ZM235 237V238H236ZM256 237V238H255ZM260 237H261V239H260ZM64 238V239H63ZM84 238V239H83ZM111 238H113L114 239V241L111 239ZM120 238V239H119ZM254 238V239H253ZM258 238V239H257ZM48 239V240H47ZM60 239H62V240H60ZM69 239V240H68ZM88 239V240H87ZM144 239V240H143ZM147 239V240H146ZM149 239V240H148ZM161 239V240H160ZM256 239L258 240V241H256ZM260 239V240H259ZM6 240V241H7ZM45 240H46V242H45ZM78 240V241H77ZM80 240V241H79ZM84 240H85V242H84ZM94 240H95V242H94ZM153 240H154V242H153ZM157 240H159V242L158 243H156L157 242ZM213 240V241H212ZM217 240V241H216ZM249 240V241H248ZM262 240V241H261ZM62 241V242H61ZM64 241V242H63ZM77 241V242H76ZM84 243H83V242ZM89 241H90V244H89ZM113 241V242H112ZM152 241V242H151ZM165 241V242H164ZM215 241H216V243H215ZM254 241H256V242H254ZM82 243V244H87V246L85 247L84 246V248L85 249H87L88 251L92 248V250H90L89 252L86 250V253H85V250H84V248L81 246V244L80 243ZM88 242V243H87ZM150 242V243H149ZM210 242H211V244H210ZM214 244H213V243ZM259 244H258V243ZM77 243V244H76ZM112 243V244H111ZM138 243V244H137ZM146 243V244H145ZM163 243V244H162ZM212 246V245H214V246H212V248H213V250L211 251V246L209 247V244ZM256 243V244H255ZM145 244V245H144ZM155 245V246H151V245ZM237 244V243H236ZM246 244H248V245H250V248H248L247 247V245ZM253 244H255V245H253ZM258 244V245H257ZM138 245V246H137ZM147 245H148V247H147ZM217 245H218V247H217ZM238 245V244H237ZM5 246V247H4ZM81 246V247H80ZM91 246V247H90ZM93 246V247H92ZM141 248H140V247ZM146 246V247H145ZM256 248V246H258L256 249H255V251L257 250V249H259V250H257V252H259L258 253V255H260V253H261V255L262 256H256L257 257V259H256V257H255V255H254V249L252 248ZM38 247V248H37ZM43 247V248H42ZM55 247V248H54ZM126 247V248H127ZM130 247H132V248H130ZM143 247V248H142ZM144 247H145V250H144ZM149 247H152V248H149ZM83 250H81V249ZM90 248V249H89ZM189 247H187V249H188ZM260 248H261V250H260ZM150 249V251H152V252H150L149 253V255H148V253L145 255V253H146V251L147 250H149ZM152 249V250H151ZM155 249L157 250V251H155ZM253 249V250H252ZM35 250V251H34ZM39 250H40V252H39ZM43 250V251H42ZM99 250V249H98ZM143 250V251H142ZM153 250H154V252H153ZM162 250H164V252L166 253H163L162 252ZM240 250V251H239ZM140 251V252H139ZM161 251V252H160ZM214 251V252H213ZM248 251L249 252H251V253H249L248 254ZM35 252H37V254H35ZM219 252V253H218ZM240 252H242L241 254L242 255H240ZM243 252H244V254H243ZM247 252V253H246ZM257 252H255V254L257 253ZM84 253H85V255H84ZM154 253V254H153ZM217 253V254H216ZM43 254V255H42ZM134 254V255H133ZM136 254V255H135ZM167 254L169 255V257L167 256ZM239 254V256H240V258H239V256H237ZM248 254V255H247ZM4 255V256H3ZM41 255H42V257H41ZM235 255V256H234ZM253 255V256H252ZM257 255V254H256ZM33 256V255H32ZM41 258H40V257ZM85 256V257H84ZM145 256V257H144ZM171 256V257H170ZM215 256L217 257L216 259H215ZM243 256V257H242ZM247 256H249V257H247ZM251 256H252V258H253V260H250V262H249V259H252L251 258ZM6 257V258H5ZM45 259H44V258ZM237 257V258H236ZM259 257V258H258ZM262 257V258H261ZM31 257L29 256V258H27V261H29L28 262V264H33L32 263V260H33V262H34V259H30ZM156 260H155V259ZM171 258V259H170ZM219 258V259H218ZM239 258V259H238ZM84 259V260H83ZM93 259V260H92ZM241 259L243 260V261H241ZM244 259H245V261H248V262H246V263H244L245 261H244ZM254 259H256V260H254ZM258 259L259 260H262V262L260 263L259 261H258ZM6 260V261H5ZM30 260H31V262H30ZM87 260V261H86ZM91 260V261H90ZM165 260V261H164ZM231 260V259H230ZM235 260H237V262L235 261ZM240 260V261H239ZM2 261H3V263H2ZM170 261V262H169ZM239 261V262H238ZM255 261V262H254ZM81 262V263H80ZM142 262V263H141ZM162 262V263H161ZM236 262V263H235ZM264 264V263H263Z\"/></svg>", "mask_w": 264, "mask_h": 264}]
</instances>
